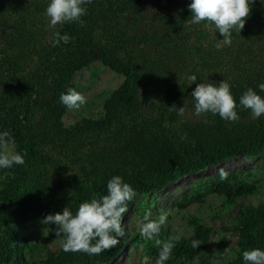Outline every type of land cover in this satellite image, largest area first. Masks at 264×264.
<instances>
[{
	"label": "trees",
	"instance_id": "obj_1",
	"mask_svg": "<svg viewBox=\"0 0 264 264\" xmlns=\"http://www.w3.org/2000/svg\"><path fill=\"white\" fill-rule=\"evenodd\" d=\"M147 1L93 0L85 6L84 26L52 29L48 0H0V131H10L16 151L26 154L24 165L3 169L0 264L12 254L15 223L67 206L75 214L94 194L106 195L115 175L139 195L162 188L174 171L190 173L264 147V116L253 119L239 110V122L211 113L183 122L170 110H194L191 93L203 82L228 81L237 103L248 88L264 98L262 0H255L242 32L233 31L232 44L219 50L215 45L223 36L214 27L190 22L191 0H163L164 11L147 9ZM57 30L71 39L54 47ZM96 60L124 79L106 98L101 118L65 126L60 94L72 88L75 72ZM189 75H196V84L190 85ZM52 150L70 155L76 170ZM237 221L239 251L228 264H245V250H264V201L241 203ZM207 236L196 223L181 252L194 256ZM193 240L199 248L191 247ZM119 249L89 256L61 247L41 264H108Z\"/></svg>",
	"mask_w": 264,
	"mask_h": 264
},
{
	"label": "rangeland",
	"instance_id": "obj_2",
	"mask_svg": "<svg viewBox=\"0 0 264 264\" xmlns=\"http://www.w3.org/2000/svg\"><path fill=\"white\" fill-rule=\"evenodd\" d=\"M50 2V0H48ZM163 0H148L147 9L164 11ZM1 43V42H0ZM1 45V44H0ZM124 75L100 60L75 72L71 79L72 88L87 98L86 105L79 110L66 108L62 122L65 126L84 119H98L104 114V102L109 94L123 81ZM199 117L194 110L186 108L180 121L193 122ZM16 150V145H15ZM61 160L71 163L70 155L56 150L50 151ZM221 170L229 173L226 180L220 179ZM6 174L0 169V190L4 187ZM264 201V147L246 155H234L216 164H208L196 171L180 174L174 171L160 189H149L134 200L125 213L122 225L126 235L120 239L119 253L108 264H140L144 255L155 264L159 249L154 241H146L139 231V222L151 210L152 218H158L161 211L168 212V220L161 227L160 239L180 235L181 239L173 249L172 257L165 264H212L216 252L230 248L224 264L237 257L238 221L237 212L241 203L257 205ZM65 207L52 210L43 216L14 224L12 254L2 264H41L48 256L62 247L52 229L54 225L42 224L49 214L63 211ZM196 223L208 230L207 240L199 251L188 257L180 248L195 235Z\"/></svg>",
	"mask_w": 264,
	"mask_h": 264
},
{
	"label": "clouds",
	"instance_id": "obj_3",
	"mask_svg": "<svg viewBox=\"0 0 264 264\" xmlns=\"http://www.w3.org/2000/svg\"><path fill=\"white\" fill-rule=\"evenodd\" d=\"M93 0H50L45 15L49 18V27L56 29L57 25L79 23L84 26L82 17L88 14L85 7ZM255 0H191L188 9L191 12V23L203 25V28L216 32L223 36L215 47L219 50L232 44L233 31L241 33L245 28L247 19L251 16ZM264 3V0H262ZM179 19V17H177ZM71 37L57 30L53 32L52 45L58 46L62 41L68 43ZM190 85L196 84V75L187 76ZM264 92V83L259 85ZM194 98V115L197 117L207 115H219L228 122H239L241 117L239 110H247L253 119L264 116V98L257 92L248 88L239 98L237 103L231 92V85L223 80L216 83H199L191 93ZM60 102L68 110H79L86 105L87 98L74 88H69L61 93ZM170 110L183 116L186 106L177 109L175 105ZM181 139H187L185 134ZM26 154L15 150V140L10 131H0V169H12L14 166H22L26 163ZM229 173L221 170L220 179L226 180ZM138 196L137 191L126 183L119 175L113 176L107 182V194L97 197L95 194L90 201L79 204L75 214L67 206L62 213L49 214L42 224L54 225L52 229L57 239L62 241L63 251L66 253H85L89 256L100 255L104 251H110L120 244V239L126 235L122 225L125 213L129 211L128 205ZM168 220V212L161 211L158 218H152L151 210H148L142 221L139 222L140 235L146 241H154L159 249L155 264H165L172 255L176 243L181 236H170L167 240H161V227ZM200 241L193 240L192 248H199ZM230 248L224 252H216L212 264H224L229 257ZM245 264H264V250L255 248L245 250L242 253ZM140 264H151L150 257L144 255Z\"/></svg>",
	"mask_w": 264,
	"mask_h": 264
}]
</instances>
